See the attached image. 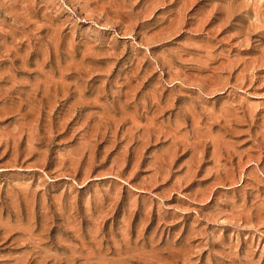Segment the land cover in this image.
Here are the masks:
<instances>
[{
    "label": "rangeland",
    "instance_id": "rangeland-1",
    "mask_svg": "<svg viewBox=\"0 0 264 264\" xmlns=\"http://www.w3.org/2000/svg\"><path fill=\"white\" fill-rule=\"evenodd\" d=\"M0 264H264V0H0Z\"/></svg>",
    "mask_w": 264,
    "mask_h": 264
}]
</instances>
